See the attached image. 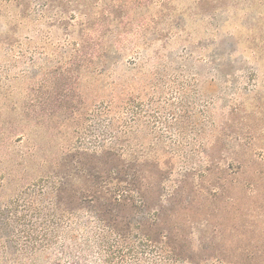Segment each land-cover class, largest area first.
Here are the masks:
<instances>
[{"label": "rangeland", "instance_id": "rangeland-1", "mask_svg": "<svg viewBox=\"0 0 264 264\" xmlns=\"http://www.w3.org/2000/svg\"><path fill=\"white\" fill-rule=\"evenodd\" d=\"M119 3L93 0V8L119 10ZM184 8L186 31L179 36L185 40L175 37L165 50L159 43L143 49L136 41L122 54L145 53L155 63L154 52L167 51L175 69L176 56L183 55L187 74L197 81L186 90L191 116L206 123V140L217 146L212 153L213 147H204L201 162L187 169L176 160L162 187L148 192L145 201L149 209L162 205L164 215L191 219L186 231L202 237V245L235 249L229 258L242 264H264V0H215L203 10L190 1ZM61 9H67V16ZM74 9L71 0H0V227L9 233L29 229L22 221L26 187L68 150L75 153L77 164L74 157L67 162L73 167L105 172L128 162L107 151L109 139L96 135L100 123L92 122L86 109L81 117L62 119L74 107L90 108L95 96L89 81L80 96L73 82L58 80L60 62L74 53L72 30L79 28L77 19H70ZM153 12L152 7L137 8L135 23L147 15L154 20ZM33 102L44 103L50 113L60 111V117L16 141L12 137L21 132L14 123ZM62 105L68 108L61 110ZM174 108L187 114L177 100ZM162 133L171 136L165 129ZM32 152L34 159L28 155ZM7 215L12 218L8 228Z\"/></svg>", "mask_w": 264, "mask_h": 264}, {"label": "trees", "instance_id": "trees-1", "mask_svg": "<svg viewBox=\"0 0 264 264\" xmlns=\"http://www.w3.org/2000/svg\"><path fill=\"white\" fill-rule=\"evenodd\" d=\"M190 1L201 10L215 2L119 0V10L97 12L93 0H71L75 9L70 19H77L79 28L72 30L74 53L60 62L58 80L73 82L80 96L89 81L95 96L90 108L74 107L71 116L62 119L81 117L86 109L90 120L100 123L96 135L109 139L107 151L128 162L105 172L73 167L67 162L74 157L77 164L75 153L68 150L54 166L44 169L26 187L27 215L22 221L29 229L9 233L0 227V264H242L229 258L237 254L235 249L206 247L196 232H187L191 219L164 215L162 205L149 209L145 201L148 192L162 187L165 172L172 173L176 160L187 169L201 162L198 154L206 151L204 147H213L212 153L217 146L206 140V123L191 116L186 90L197 81L187 74L183 55L176 56L179 67L175 69L167 51L154 52L155 63L145 53L122 54L136 41L143 49L159 43L165 50L175 37L180 39L186 31L184 5ZM141 6L154 8V20L147 15L135 23L133 12ZM61 10L67 16V9ZM174 100L187 108V114L174 108ZM25 109L23 118L14 123L16 132H21L12 137L16 141L60 117V111L50 113L44 103L33 102ZM162 129L171 136H164ZM158 146L167 150L162 153ZM144 168L150 171L143 173ZM4 219L8 228L12 218Z\"/></svg>", "mask_w": 264, "mask_h": 264}]
</instances>
